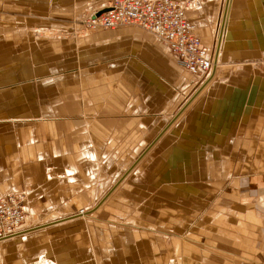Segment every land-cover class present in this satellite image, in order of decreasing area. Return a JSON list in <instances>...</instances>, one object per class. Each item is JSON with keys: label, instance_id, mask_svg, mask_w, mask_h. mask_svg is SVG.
I'll list each match as a JSON object with an SVG mask.
<instances>
[{"label": "crops", "instance_id": "crops-1", "mask_svg": "<svg viewBox=\"0 0 264 264\" xmlns=\"http://www.w3.org/2000/svg\"><path fill=\"white\" fill-rule=\"evenodd\" d=\"M91 1L0 0V264H264V0H190L203 80Z\"/></svg>", "mask_w": 264, "mask_h": 264}, {"label": "built area", "instance_id": "built-area-1", "mask_svg": "<svg viewBox=\"0 0 264 264\" xmlns=\"http://www.w3.org/2000/svg\"><path fill=\"white\" fill-rule=\"evenodd\" d=\"M188 5L180 0H109L86 18L90 28L136 26L164 43L176 62L189 73L207 78L214 69L215 54L202 43L187 16ZM26 197L0 196V234L16 233L26 214ZM19 200V205L17 201Z\"/></svg>", "mask_w": 264, "mask_h": 264}, {"label": "rangeland", "instance_id": "rangeland-1", "mask_svg": "<svg viewBox=\"0 0 264 264\" xmlns=\"http://www.w3.org/2000/svg\"><path fill=\"white\" fill-rule=\"evenodd\" d=\"M109 0H99V1H95V0H92L90 2L89 5H86L84 6V8H82V10L80 12H77V14H75L74 16H71L70 15V22H73L75 23L76 25L78 24V27H80V29L82 30H88V31H91V30H96V29H112V28H90V27H87L86 25V18L88 17V15L93 11L95 10V6L96 5H101V4H105L107 3ZM185 3H187L188 5V12L190 10H197L196 8H190V5H189V2H186V1H190V0H183ZM191 2V1H190ZM222 4H221V10H222V6H223V3H224V0H221ZM221 10H220V15H219V18L217 20V22L219 21L220 17H221ZM196 12V11H194ZM191 17V16H190ZM208 22H210V18L207 19ZM80 24V25H79ZM217 27V24L215 25V28H214V36H213V41H212V44H211V47H207L210 51V53L212 55L215 54V51H216V47H215V39H216V33H215V29ZM117 28V27H116ZM171 54V57L173 58V60L176 62L175 58L173 57L172 53L170 52ZM263 55V57H262ZM255 62H257L258 66H260L261 64H264V50H262L260 52V57L259 58H256L255 59ZM177 63V62H176ZM178 64V63H177ZM179 65V64H178ZM180 66V65H179ZM182 67V66H181ZM220 67V65H218V68ZM182 69L184 70L185 74L190 78V79H193L195 80V76L192 75L191 73H189L185 68L182 67ZM217 69V68H216ZM213 77V76H212ZM212 77L209 79V81L212 79ZM204 78H201V80H203ZM17 204L19 205V200L17 201ZM182 240H185L184 238Z\"/></svg>", "mask_w": 264, "mask_h": 264}, {"label": "bare ground", "instance_id": "bare-ground-1", "mask_svg": "<svg viewBox=\"0 0 264 264\" xmlns=\"http://www.w3.org/2000/svg\"><path fill=\"white\" fill-rule=\"evenodd\" d=\"M180 1H183V0H180ZM186 2H189V5H192V3L190 2V1H186ZM220 32V31H219ZM218 33V32H217ZM219 46V45H218ZM262 57H263V55H262ZM11 194V193H10ZM13 194H16V195H19V193L18 192H15V193H13ZM5 195V194H4ZM3 196V195H2ZM24 196H25V194H24ZM80 214H83L84 213V210H81L80 212H79ZM24 219H25V215L23 216V221H24ZM24 229V227H23V223L21 224V226H19L18 227V229L15 231L16 233H12V234H8V233H4V234H0V240H4V239H7V238H11V237H13V236H16V235H18L22 230ZM23 232V231H22Z\"/></svg>", "mask_w": 264, "mask_h": 264}]
</instances>
